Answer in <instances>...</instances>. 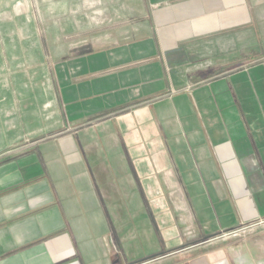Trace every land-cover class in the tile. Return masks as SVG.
<instances>
[{"label": "crops", "instance_id": "1", "mask_svg": "<svg viewBox=\"0 0 264 264\" xmlns=\"http://www.w3.org/2000/svg\"><path fill=\"white\" fill-rule=\"evenodd\" d=\"M61 8L39 108L70 137L26 142V102L0 101V264H145L264 222V0Z\"/></svg>", "mask_w": 264, "mask_h": 264}, {"label": "rangeland", "instance_id": "2", "mask_svg": "<svg viewBox=\"0 0 264 264\" xmlns=\"http://www.w3.org/2000/svg\"><path fill=\"white\" fill-rule=\"evenodd\" d=\"M66 1L70 0H0V101L5 107L9 104L15 106L16 111L20 110L22 101L26 102V142H37L40 138L66 130L67 127L66 124L59 122L58 116L55 117L54 110L39 108L44 105L43 102L40 104L39 96L42 98L44 94L49 106L53 68L42 15H46L48 22L63 19L65 12L61 6ZM40 5H52L59 9V13L56 17V13L51 14L53 16L43 13L44 10ZM133 21H140V18L127 20L121 26ZM237 31L240 33L239 37L245 40L249 34L254 33V41H258L257 25L251 23L240 27ZM80 34L87 35V31L79 32ZM68 36L74 37V34ZM254 47L248 54V60L241 57L238 65L257 61L259 55L257 43ZM25 86L26 100L19 98ZM44 88L47 90L46 93ZM39 118L41 121L38 120ZM63 133L65 138L70 137L66 134L68 130ZM215 253L220 254L222 264H264V222L210 238L188 250H181L145 264H175L176 261L188 256L205 257L206 255L209 256L202 260L209 262L210 257ZM215 256L217 255H213Z\"/></svg>", "mask_w": 264, "mask_h": 264}]
</instances>
